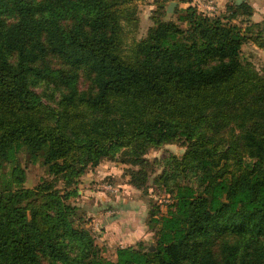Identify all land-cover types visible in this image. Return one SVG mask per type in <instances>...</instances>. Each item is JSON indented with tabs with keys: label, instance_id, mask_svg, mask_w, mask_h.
I'll return each mask as SVG.
<instances>
[{
	"label": "trees",
	"instance_id": "obj_1",
	"mask_svg": "<svg viewBox=\"0 0 264 264\" xmlns=\"http://www.w3.org/2000/svg\"><path fill=\"white\" fill-rule=\"evenodd\" d=\"M132 2L0 0V264H264V67L242 53L264 37L231 21L253 7L159 4L139 39ZM173 143L184 181L156 177L172 202L150 209L154 243L104 255L80 177L118 156L148 194L146 155ZM23 156L50 178L25 187Z\"/></svg>",
	"mask_w": 264,
	"mask_h": 264
},
{
	"label": "rangeland",
	"instance_id": "obj_2",
	"mask_svg": "<svg viewBox=\"0 0 264 264\" xmlns=\"http://www.w3.org/2000/svg\"><path fill=\"white\" fill-rule=\"evenodd\" d=\"M175 1L173 11L183 9L189 5L196 6L199 11L210 15L230 16L232 15L234 5L237 0H212L214 9L210 10L205 6L211 0H133L132 6L135 11L134 15L137 18V27L135 36L139 39L147 36L149 28L154 24L153 16L158 15L157 6L163 4L168 9L171 2ZM248 2L253 7L252 16H247L240 12L238 15L231 17V21L244 30L247 28L248 35L255 34L258 31L263 33L264 37V3L263 0H242ZM173 13V12H172ZM176 14L166 15L165 20H176ZM256 45L248 41L243 45V57L251 60L258 69L264 67V48L255 47ZM185 146L179 143L165 144L160 147L151 148L147 153V159L151 163L148 168L150 180L148 181V194H144L143 190L136 188L131 182L129 174V165L120 162L121 159L117 156L115 160H105L100 163L94 174L89 177L92 169L90 167L85 174H83L79 183L76 185L77 196L72 198L73 204L78 208L77 214L90 227L96 239V242L105 247L104 255L114 258V248L116 246L135 245L137 238L133 235L122 234L120 230L126 221L135 223L137 220L142 224L147 222L150 209L152 206L160 207V213H164L167 205L172 202L171 196L165 191L166 186L156 180L159 174L166 175L175 173L171 178V183L184 181V178L177 176L180 169L170 167L169 160L172 156L181 158L184 154ZM23 166L26 170L25 187H36L44 177L50 178L47 174L46 167L40 162L34 164L28 162L25 157H22ZM6 176V175H5ZM110 181L117 187L116 192H110L98 188L99 182ZM58 186L63 188V182L59 181ZM123 202L124 205L119 207L116 211V206L112 201ZM100 208L99 217H102L103 222L96 221L98 217L93 208ZM98 212V211H97ZM146 212L147 215L142 213ZM147 216V217H145ZM93 221V222H92ZM92 222V223H91ZM148 225V224H147ZM151 232V231H150ZM146 244L154 243L155 237L151 232L144 238Z\"/></svg>",
	"mask_w": 264,
	"mask_h": 264
},
{
	"label": "crops",
	"instance_id": "obj_3",
	"mask_svg": "<svg viewBox=\"0 0 264 264\" xmlns=\"http://www.w3.org/2000/svg\"><path fill=\"white\" fill-rule=\"evenodd\" d=\"M253 1V0H252ZM263 3H264V0L262 1ZM256 47V46H255ZM256 48H258V47H256ZM96 168L97 167H95L94 168V170L92 169V171H91V173H89L88 174V176L89 177H91L93 174H94V172H95V170H96ZM99 188V187H98ZM112 202H114V204H115V206H116V211H119V210H117L119 207H121L122 205H124V203L123 202H120V200L119 201H112ZM93 210H94V212L95 213H97V215H98V217L96 218V221H98L99 223H102L103 222V220H102V215H101V217H99V211H100V208L98 207V208H93ZM98 211V212H97ZM143 215L145 214V215H147L146 214V212H144V213H142ZM145 217H147V216H145ZM151 230L149 229V227H148V225H147V222L146 221H144L142 224L139 222V220H137L135 223H131V222H129V221H126V224H123L122 225V229L120 230V232L122 233V234H126V237H127V233H129V235H133L134 236V238H135V236H136V238H137V241L136 242H138V241H140V240H144V238H146V236H148L151 232H150ZM153 233V232H152ZM153 235H154V233H153ZM120 246V245H119ZM116 247H118V246H116ZM115 247V248H116ZM114 248V249H115ZM114 251V250H113ZM114 258H115V255H114Z\"/></svg>",
	"mask_w": 264,
	"mask_h": 264
},
{
	"label": "built area",
	"instance_id": "obj_4",
	"mask_svg": "<svg viewBox=\"0 0 264 264\" xmlns=\"http://www.w3.org/2000/svg\"><path fill=\"white\" fill-rule=\"evenodd\" d=\"M213 1H208L205 6H207V8H209L210 10H213L214 9V6H213ZM99 188L101 189H104V190H107V191H110V192H116L117 191V187H115V185H113L112 182L110 181H102V182H99V185H98Z\"/></svg>",
	"mask_w": 264,
	"mask_h": 264
},
{
	"label": "water",
	"instance_id": "obj_5",
	"mask_svg": "<svg viewBox=\"0 0 264 264\" xmlns=\"http://www.w3.org/2000/svg\"><path fill=\"white\" fill-rule=\"evenodd\" d=\"M239 1H241V0H239ZM176 4L177 3L175 1L171 2L170 5L168 6V11H173V9H174V7H175ZM154 248H155L154 246L151 247L152 250Z\"/></svg>",
	"mask_w": 264,
	"mask_h": 264
}]
</instances>
